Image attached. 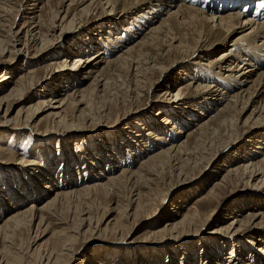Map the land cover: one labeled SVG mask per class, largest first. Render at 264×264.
Here are the masks:
<instances>
[{
  "label": "bare ground",
  "instance_id": "bare-ground-1",
  "mask_svg": "<svg viewBox=\"0 0 264 264\" xmlns=\"http://www.w3.org/2000/svg\"><path fill=\"white\" fill-rule=\"evenodd\" d=\"M34 1L35 0H26V3ZM58 1V6H52L50 10L51 15L47 25L41 21L40 15H32L28 17L30 18V22L25 21L21 25L23 28L22 30L20 27L18 30L12 32V27L15 24L18 13L23 14V12L19 10L20 6H22L24 11H26L27 7L20 2L15 9V7L11 5L13 4L11 1L0 0V26H4L3 24L6 21L10 23H7L8 29L5 31L6 36L0 38V62L11 63L14 60V55L20 53L21 49H16V51L14 49L15 43L22 40L20 34L23 32V47L35 48L36 51L30 58L34 59V61H39L44 56V53L52 48L53 36L55 34L51 35L48 31H52L55 29V26H58L55 25L56 22L61 23V31H65V29L72 31L86 25V23L94 19V22L98 25L96 30L98 32L97 40L101 42L102 47H100L99 41L96 42L95 40L93 42L91 40L92 35H96L95 33H91L89 34V38L83 41L84 46L88 45L87 48L89 51L93 49V47L99 46V49L95 50L94 54L89 57H75L72 63L67 62V56L58 60L55 59L53 55L49 56L50 58H48V62L45 66L47 70L59 69V71L63 72L68 71L71 77L65 80L66 83H72L73 79L79 78L77 75L78 73L82 74L81 80L90 79V82L84 86H72L73 88H70V91H61L58 94V89L55 87L50 92L52 95L49 94L48 97L39 96V100L18 108L15 115L9 117L8 114L10 110H12L13 104L20 103V101L24 99L23 96L30 93L31 89L35 88L37 83H39L37 78L38 70L36 67L32 66L26 70L24 69V72L17 75L14 84L11 86L9 85L5 92L0 94V125H11L10 131H8L10 140L12 137L17 138L15 136L21 129L25 128H28L32 135L40 139L43 136L46 137L51 135L50 133L65 134L75 130L81 131L87 128L88 124H98L100 120L107 118V113H104L106 109H103L106 106L102 104L97 105V102L94 101L100 100L98 104L104 103L103 101L108 100L106 99V97H109L107 94L113 90L115 91V99H117L118 93L120 94L121 91L118 88L121 87V85H118L115 80L117 77H121L123 84L127 83V90L125 91L127 93L124 96L121 93V100L116 102L118 104L122 103L123 107L118 108L119 110H117L118 114L116 115L115 121L111 124L115 126L120 121L128 119V117H130L129 114L136 113L131 111L134 109L132 105H134V102L137 101L139 98L138 96H140V89H143L147 83L148 91L152 86H154V88L156 87L158 77H151L155 71L159 72L160 77L161 75H165L168 71V67L175 63L184 62V64L193 63L204 65L209 77L204 78V80L201 79L202 82L192 78L185 85H178L180 87H178L174 93H171L172 91L167 89L160 94V96H165L162 100L166 103L162 111L163 114L167 107H179L183 102L179 103L181 101L179 99L187 98L189 96L185 97V95H190L192 104L186 109L191 112L195 111L196 114L201 115V118H196L197 120L194 124L196 125L194 130L197 134L194 136V141L191 142L192 144L189 142V138L192 136L193 131L189 129L187 132L183 131L182 129L185 128L176 126L173 121H170V123L167 119L168 116H165L166 118L162 117V115H160L162 112L157 110L155 115H160V118H162H158V124L161 127H165L166 125L170 126V129L172 132L174 131L176 133V138L179 141L169 142L164 135L165 130H163L161 134L153 133L155 130L153 132H147L146 135H150V139L155 142L154 145L159 143L161 145L156 148L158 150L154 153H150L148 156L141 159L138 168L142 169L144 166L154 168L166 163H171L175 172L178 171V177L180 176L179 174L187 176L189 171L196 168H198V172L201 173L206 166L210 164L216 154V151L210 153L209 158L202 154L204 149L201 148V136H203V134H214L221 129L231 133L236 131L237 135L239 129L243 128L246 124L247 127L241 131V135L248 132L245 138L248 139V141H254V145L250 148V153L242 155V160L227 166L220 175V179L213 180L212 186L204 192L205 194L196 198L193 209L185 213H180L179 210L173 212L171 218H169L171 220H166L161 228L158 227L152 231L151 234L155 236L162 234L174 235L184 232V235H189L190 232H187V230L193 227L195 228L202 218L206 221L204 223H207L209 217L213 220L214 217L212 216L215 210L211 209L209 212L200 214V206L204 202L209 204L219 199V191L228 184L234 186L240 184L249 185L256 189L264 188V139H253L257 135H263L259 128L264 127V7H261V5H264V0H255L252 3L253 7H251V9L249 5L253 0ZM224 1H228V4H224ZM66 2H69L67 6L65 5ZM208 2H212L213 4L209 5ZM217 2H219V4L214 5V3ZM31 4L35 5L36 3ZM63 6H66L64 7L65 10L62 8ZM145 7L150 8L142 13H138V9L143 10ZM157 12L158 15H156L155 18L154 15ZM31 14H35V10L32 9ZM159 16L160 18L157 19ZM143 18L147 19L145 20ZM151 18L153 20L150 21L149 19ZM107 20L109 23L111 22L109 28L101 30L100 25H103ZM136 22L140 23V25H136ZM30 23L32 25L28 27ZM118 26L120 27L118 28ZM43 27H46L47 30H44ZM24 28H26L25 31ZM237 29L245 32L229 40L231 33H235ZM0 31L4 30L0 29ZM20 43L21 42H19V44ZM219 46L223 47L224 50L216 57L205 60V63L200 61L204 59L207 51L215 50ZM5 51L9 53L8 56L5 55ZM34 61L30 64H33ZM165 61H167V64H164ZM190 71H192V69L188 68V71L182 74L190 78L191 74L189 75L188 73ZM11 75V72L1 75V85L7 86V80L11 79ZM171 88H174V86L171 85ZM205 100L206 102L213 101V105L211 106L212 108L215 107V114L213 116L202 113L205 112L203 111L206 108L205 106H201L195 110L193 105H205ZM251 105V111L241 123V117L246 113L248 106ZM170 116L175 121V117L173 115ZM39 123H44L45 125L47 123L50 124H47L48 126H46L44 130H40L37 128ZM181 126H183V123ZM2 133L4 134V132ZM184 133H186V137L182 139L179 138L181 137L180 135ZM139 136V134H136V137ZM49 138L51 137L49 136ZM236 138V136L231 137V135H229L221 142L220 148L224 149L233 145L237 141ZM9 141L6 144L0 143V166H8L11 162L17 163V161H15L17 159H12L13 154L10 152L12 148L8 145ZM163 143H165L166 146H163ZM220 148H218V150ZM140 151L142 150L140 149ZM130 152L133 153L132 151ZM235 154H238V151ZM236 158L241 159L238 155H236ZM18 160V165H39L34 159L22 161L19 157ZM200 161H202V163ZM199 163L201 167L198 166ZM115 167L118 166L115 165ZM42 170L43 165L40 164L37 170H32L24 176L25 178L19 179L18 185L20 184L22 187H25L24 185H26L31 178L35 177V174H39L43 179L45 177L47 179V176L41 173ZM111 170L112 169L109 170L110 174H100L102 175L100 176L102 180H92L90 177L85 178L86 182L90 181V183L84 182L82 184L83 186L79 188H73L75 186L71 185L72 187L69 189L61 190L62 185L54 184L49 181L43 184L40 183V186L43 185L44 190H46L44 191L42 189V195L52 191L53 196L38 207L33 203L24 207L18 205L12 208L13 211L10 212L6 218H2L3 209L7 206L10 208V205L7 204L6 206L4 201H0V264H63L68 254H71V247L76 239L75 236L69 233V231H73L74 229L62 228L61 231L59 230V234L64 235V237L61 238V236H59L61 239H57L55 244L50 246V248H44L45 246L41 245L43 242L40 245H37L35 242L31 247L25 246V248H22L24 241L28 242V239L30 240L29 237L26 240L22 238L23 233L28 232L29 234L30 228L34 225L36 220H38V230L43 225L47 227L49 224L47 223L49 217H54L57 223L62 224L57 212L52 213L53 211L51 212L50 210H59V208H63V202L65 203L67 199L70 200L69 198L72 199L76 196H81V194L90 193V191H107L121 178L126 176V174L127 176H132L139 172V170L135 171L127 168H120L118 173H111ZM21 180L25 181L26 184H21ZM33 189L37 188L35 187ZM10 190L16 192L13 187H10ZM16 194L19 193L16 192ZM251 195L257 198L255 202H258L257 206L261 207V209L248 211L244 216H241L239 213L232 216L230 212L226 218L228 221L221 223L216 231V233L222 235V238L225 239V245H235L237 242L236 237L241 233L251 234L254 229H264V209H262V207H264V197L261 192H255ZM4 196L5 195H1L0 200L6 199ZM23 199L29 200L28 197H24ZM138 199L139 195L136 194L135 198L132 199L130 203L133 204L137 202ZM163 200L164 199L161 198L162 202ZM89 203H91V201ZM81 204L82 202L80 205ZM75 205L77 206V204ZM149 205L150 203H145L143 200H140L139 203H136L135 210L130 212L132 209L130 208V210L121 217H124L125 220L127 218L133 220L137 218V212H140V215L145 214L144 219H153L155 218L157 209L148 211ZM176 209H179V207H176ZM113 211L114 210H110L103 221L97 222L95 226L93 225L94 229L107 221L102 230L115 233L121 230L125 221L122 223L123 220H120L122 218L120 217L119 219V216L112 217L111 212ZM77 218L79 219V217ZM91 218L92 217L89 216L82 217L80 221H88L89 224V222L91 223ZM84 230L86 231V228ZM74 232L84 237L86 234L88 235V232H93V230L80 233L78 228V231ZM174 237L162 239L160 242L167 239H174ZM185 238L191 239L186 236ZM263 241L264 240L260 237L256 238L253 245L255 246L254 251L258 252L264 258ZM177 243L178 241L176 240V244ZM130 244L131 242H127L126 245ZM66 245H71V247H66ZM206 249H210L211 251H209V253L215 255L214 250L218 252L219 247L218 249L213 248V250L211 247H206ZM234 251L233 248L229 251V255L227 256L228 260H233L234 264H246L242 262V257H239V255L234 257ZM35 257L36 259H34ZM69 260L71 262L72 258H69ZM185 260L184 258L182 259L183 263H185ZM93 261H95V259ZM93 261L87 263H96ZM245 261H248L247 257ZM194 264H197V262Z\"/></svg>",
  "mask_w": 264,
  "mask_h": 264
},
{
  "label": "rangeland",
  "instance_id": "rangeland-1",
  "mask_svg": "<svg viewBox=\"0 0 264 264\" xmlns=\"http://www.w3.org/2000/svg\"><path fill=\"white\" fill-rule=\"evenodd\" d=\"M9 1L13 3L11 5H13L15 9L20 2H22V4L26 5L27 7L26 11H24L22 6H20L19 10L20 12H23V14L18 13L15 19V24L12 27V32L18 30L20 27L22 30L23 28L21 25L25 21L30 22V18L28 17H31L32 15H40L41 21L47 25L51 15L50 10L52 9V6L56 7L58 4L57 2H59L58 0H35L31 3L36 4L32 5L30 2L26 3V0ZM254 1L255 0L250 3V9L253 7L252 3ZM68 3L69 2H66L65 5L67 6ZM210 4L213 3L211 2L209 5ZM218 4L219 2L214 3V5ZM224 4H228V1H224ZM66 6H63L62 8L65 10L64 7ZM149 8L150 7H145L143 10L138 9V13H142ZM32 9L35 10V14H31ZM156 15H158V12L154 15L155 18ZM159 18L160 16L157 19ZM143 19L146 20L147 18ZM149 20L151 21L153 19L151 18ZM7 23L10 24L6 21L4 24L2 23L4 26H0V29L4 30L0 31V38L6 36L5 31L8 29ZM110 23L107 20L103 25H100V29H108ZM60 24V22H56L55 25L58 26H55V29L52 31H48V33L51 35L55 34L53 36V45L50 50L44 53V56L41 60L34 61V59L30 58V56L35 53L36 49L33 47H23V32L20 34L22 40L19 42L21 43L19 44V42H16L14 49L15 51L16 49H21L20 53H16L14 55V60L11 63L0 62V78L1 75L7 72L12 73L11 79L7 80V86L1 85L2 83L0 81V94H3L9 85L11 86L14 84L17 79V75L24 72V69L26 70L34 66L38 70L37 78L39 83H37L35 88L31 89L32 93L30 92L23 96L24 99L20 101V103L13 104L12 110H10L8 114L9 117H13L18 108L39 100V96L48 97L50 92L55 87L58 89V94L61 91H70V88H73L72 86H84L90 82V79L84 81L81 80L82 74L78 73L77 75L79 78L73 79L72 83H66L65 80L71 77L68 71L63 72L59 71V69L47 70L45 66L48 62V58H50L49 56L53 55V57L58 60H61L67 56V62L72 63L75 57H89L94 54L95 50L99 49V46L93 47V49L89 51L87 48L88 45L85 44L87 46H84L83 40L89 38V34L95 33L96 35H92L91 40L93 42L95 40L96 42L99 41L97 40V23H95L93 19L86 23V25L72 31L68 29L61 31ZM31 25L32 24L30 23L28 27ZM136 25H140V23L136 22ZM119 27L120 26H118V28ZM43 29L47 30L46 27H43ZM25 30L26 28H24V31ZM243 32L245 31L237 29L235 33H231L229 40L234 39ZM99 45L102 47L100 41ZM223 50L224 48L219 46L215 50L207 51L205 53L204 59L200 61L205 63V60L216 57ZM8 54L9 53L5 51V55L8 56ZM33 61L34 63L30 64ZM164 64H167V61H165ZM188 68L192 69V71L188 72L189 75L191 74L190 78L189 76L182 74L185 71H188ZM205 68L206 67H204V65L193 63L184 64V62H182L169 66L167 73L163 76L161 75L159 77V72L155 71L151 77H158L156 87L154 88V86H152L148 91L147 83L143 89H140V96H138L139 98L134 102V105H132L135 110L133 109L131 112L136 113H131L132 115L129 114L130 117H128V119L120 121L115 126L111 124L115 121L116 115L118 114L117 110H119L118 108L123 107L122 103L118 104L116 102L121 100V93L123 96L127 93L125 92L127 90V83L123 84L121 77H117L115 80L118 85H121V87L118 88L121 91L120 94L118 93L117 99H115V91L113 90L110 92L111 94H107L109 97H106L108 100L103 101L104 103L98 104L100 100L94 101L97 102V105L102 104L106 106L103 109H106L104 113H107V118L100 120V122H97L98 124L96 125L88 124L87 128H84V130H75L65 134L50 133L51 135L46 137L43 136L39 139V137L32 135L28 128H25L19 131V133L15 136L17 138L12 137L10 140L8 131H10L11 125H0V143L6 144L10 140L8 145H10L12 148L10 150V152L13 154L12 159H17L15 160L17 163L19 161V157L22 161L26 159H34L37 161V163H39V165H43V170L41 173H44V176H47V179L46 177L43 179L39 174H35V177L31 178L30 180L32 183L29 181L27 184L25 181L21 180V184H26L24 185L25 187H22L20 184L18 185L19 179L25 178L24 176H26L32 170H37L39 165L27 166L21 163V165H18L19 163L17 164L14 162H11L8 166L1 165L0 196L5 195L4 197H6V199L0 201H4L6 206L7 204L10 205V208L8 206L4 207L2 218H6V216H8V214L13 211L12 208L17 207L18 205H21L20 207H24L30 205V203H33L38 207L42 205L47 199L51 198L53 196L52 191L42 195V189L44 190V188L43 185L40 186V183L43 184L48 181L53 182L54 184L62 185L61 190H67L72 187L71 185L75 186L73 188H79L83 186L82 184L86 182L85 178L88 177H90L92 180H102L100 177L102 175L100 174H110V169H112L111 173H118L120 168H127L129 170L135 171L139 170V172H137L138 174L136 173L132 176H127L126 174V176L121 178L107 191H90V193L88 192L86 194H81V196L72 198L74 200L71 198H69L70 200L67 199L65 201L66 204L63 202V208H59V210H50L51 212L53 211L52 213L57 212L62 224L57 223V220H55L54 217H49L47 222L49 224L47 227L46 225H43L38 230V220H36L34 225L30 228L31 230L29 231V234L28 232L23 233L24 236L22 235V238L26 240L29 237L30 240L28 239V242L24 241L22 248H25V246L31 247L35 242L37 245H40L43 242L41 245H44V248H50V246L55 244L57 239L64 237V235L59 234L62 228H71V230H74L69 231V233L75 236L76 239L74 244H71L72 247L71 245H66V247L70 246L72 251L71 254H68L67 259L63 261V264H86L89 261L92 262L94 259L95 261L93 262L96 263L92 264H194L195 262H197V264H234V261H229L227 257L229 255V251L232 248L235 250L234 257L239 255V257H242V262L246 264H264V258L258 252L254 251L255 246L253 245V242L256 238L260 237L264 240V229H254L251 234H239V236L236 237L237 242L235 245H225V239L222 238V235L216 233L220 224L228 221L226 218L230 212L232 213L230 214L232 216L238 213L241 214V216H244L248 211L261 209V207L257 206L258 202H255L257 198L251 194L255 192H261L262 196L264 197V188L256 189L254 187H250L249 185L246 186L240 184L238 186H234L228 184L223 187L221 191H219V199L214 200V202L212 201L209 204L202 202L203 204L200 206V214H203V212H209L211 209L215 210L214 215L212 216L214 217L213 220H211V217H209L207 223H204L206 221L204 218H202L199 220L195 228H192L195 231L192 229L187 230V232H190L189 235H184V232L174 235L162 234L155 236L151 234L152 231L158 227L161 228L166 220H171L169 218H171L173 212L179 210L180 213H185L193 209L196 198L205 194L204 192H206L207 189L212 186L213 180L220 179V175L223 173V170L227 166L233 165L234 162L242 160V155L250 153L249 150L254 145V141H248V139L245 138V135L248 134V132L241 135V131L247 127L246 124L243 128L239 129L237 135L236 131L231 133L225 132L223 129H221L220 131H216L214 134H203V136H201V148L204 149L202 154L209 158V154L216 151L213 160L201 173H199V169L196 168L192 171H189L187 176L184 174H179L180 176L178 177V171L175 172V169L171 166V163H166L154 168H149L146 166H144L142 169L138 168L139 161L148 156L150 153H154L156 150H158L156 148L161 145L160 143L154 145L155 142L150 139V135H146L147 132H153L155 130L153 133L161 134L163 130H165L164 135L167 137L169 142L179 141L176 138V133L174 131L172 132L170 126L166 125L165 127H161L158 124V118L161 117L160 115H162V117L168 116L169 118L167 117V119L169 122L173 121L175 122L176 126L185 128L182 129L183 131L187 132L188 129L193 131L192 136L189 138V142L191 143L194 141V136L197 135L196 131L194 130L196 125L194 124L197 120L196 118H201V115L196 114L195 111L191 112L186 109L192 104L190 95H185V97L189 96L187 97L189 99H179L181 100L179 103L183 101L179 107H167L163 114L162 111L166 103L162 100L165 96H160V94L167 89L172 91L171 93H174L178 87L185 85L192 78L202 82L204 78L209 77L207 69ZM171 85H173L174 88H171ZM65 86H67L69 90ZM212 103L213 101H207L205 105L197 104L193 106L195 107V110L201 106H205L206 108L203 110L205 112L202 113L209 114L208 116H213L215 114V107H211L213 105ZM248 108L246 113L241 117V123L251 111L252 105L248 106ZM157 110L162 113L160 115H155ZM170 115L175 117V121ZM182 123L183 126H181ZM47 124L49 125L50 123ZM47 124L45 125L44 123H39L37 128L44 130V128L48 126ZM259 130H261L263 135H257L253 139H264V127H260ZM2 132H4V134ZM136 134H139L140 136L136 137ZM229 135H231V137L236 136L237 141L233 145L224 149L220 148L221 142ZM49 136L51 138H49ZM180 136L181 137L179 138L182 139L186 137V133L181 134ZM143 145H145L147 148ZM163 146H166V144L163 143ZM218 148L220 149L218 150ZM140 149L142 151H140ZM237 151L238 154H235ZM236 155L241 157V159L236 158ZM200 162L202 163V161ZM115 165L118 167H115ZM198 166L201 167L200 163ZM87 182L90 183V181ZM10 187H13L19 194H16V192L13 190H10ZM35 187L37 189H33ZM135 193L139 195V199L137 202L132 204L130 201L135 198ZM24 197H28L29 200L23 199ZM161 198L164 199L163 202L161 201ZM140 200H143L145 203H150L148 211L157 209L155 218L144 219L145 214L140 215V212H137L138 216L133 220L131 218V220L129 218L125 220L124 217H121L126 214L130 208H132L130 212L135 210L136 203H139ZM90 201L91 203H89ZM81 202L82 204L80 205ZM74 203L77 204V206ZM176 207H179V209H176ZM262 209H264V207H262ZM110 210H114L111 212L112 217L119 216L118 218L120 219L121 217L122 219L120 220H123L122 223L125 221L124 226L121 228V230H119L120 232L118 231L115 233L102 230L104 229V225L107 221L103 225L101 224L100 226H97L96 229H94L96 223L103 221L106 214L109 213ZM81 211H84V214ZM87 216L92 217L90 219L91 223L89 222L88 224V221H80L82 217L84 218ZM77 217H79V219ZM78 228L80 233H83V231L87 232L88 230H93V232H88V235L86 234L84 237H82L80 234H76V232H74L78 231ZM85 228L86 231L84 230ZM59 236H61V238ZM185 236L190 237L191 239H187ZM172 237H174V239H167L160 242L162 239ZM176 240L178 241L177 244ZM127 242H131V244L126 245ZM206 247H211L212 250L213 248L218 249V247L219 249L218 252L217 250H214L215 255H211L209 253L211 250H207ZM246 257L248 261H245ZM69 258H72L71 262ZM183 258L186 259L185 263L182 261ZM34 259H36V257Z\"/></svg>",
  "mask_w": 264,
  "mask_h": 264
},
{
  "label": "snow or ice",
  "instance_id": "snow-or-ice-1",
  "mask_svg": "<svg viewBox=\"0 0 264 264\" xmlns=\"http://www.w3.org/2000/svg\"><path fill=\"white\" fill-rule=\"evenodd\" d=\"M261 7H264V5H261Z\"/></svg>",
  "mask_w": 264,
  "mask_h": 264
}]
</instances>
